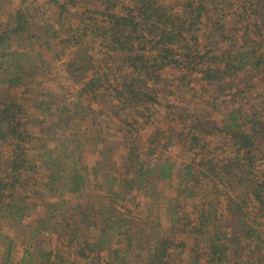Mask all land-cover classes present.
Masks as SVG:
<instances>
[{
  "label": "trees",
  "instance_id": "1",
  "mask_svg": "<svg viewBox=\"0 0 264 264\" xmlns=\"http://www.w3.org/2000/svg\"><path fill=\"white\" fill-rule=\"evenodd\" d=\"M62 1L0 0V264H264V0Z\"/></svg>",
  "mask_w": 264,
  "mask_h": 264
},
{
  "label": "rangeland",
  "instance_id": "2",
  "mask_svg": "<svg viewBox=\"0 0 264 264\" xmlns=\"http://www.w3.org/2000/svg\"><path fill=\"white\" fill-rule=\"evenodd\" d=\"M13 1L14 2H13L12 8H14L15 6H17V4H19V2H18L19 0H13ZM63 2H65V1H62L61 0V3H63ZM164 2H167L168 3L167 7L175 8V10H177V7H176V2L177 1L176 0H164ZM37 5H40L42 10H45L48 7L51 6L50 0H37ZM91 7H93V9H100V7L103 8L101 6L100 2H97V1H92L91 2ZM68 8H69V11L68 12H70V13H68L67 15H69V17L66 18V19H64V23L66 24V27H68L70 25H76L75 24L76 19L73 16L74 15L77 16V13L79 14V12H81V10L80 11H77L78 9L73 8L71 5L68 6ZM76 11H77V13H75ZM67 56H68V53L65 56V58H67L69 60V58L72 55L70 57H67ZM65 58H63V59H65ZM52 68H53L51 70V75L52 76L59 77V74L60 73H63V64H61L60 62L53 63L52 64ZM174 75H175V71L169 70V71H166L165 72L166 78H168V77L169 78H171V77L173 78ZM72 83H73V81H69L67 83V86H69L70 88H73V89H75L77 86H80L79 83H75L76 86H74ZM223 85H226V83H223ZM260 86H263V85L258 84V87H260ZM191 88L193 89L192 91L189 88L188 89H185V90H182V91L179 90V92L181 93V95L183 94V96H185L184 99H190L193 94L198 93L199 94V98H200L199 100L200 101L205 100V99L206 100H208V99L209 100H212L211 94L216 98V97H218V93L220 91L219 90L220 89L219 87H216L215 86V87L211 88L206 83H200V82L198 84H195V83L192 84L191 85ZM219 96H221V95L219 94ZM256 103L258 105H260L258 103V101H256ZM204 124H207V125L204 126L203 128L210 129L209 127H211V124L209 122H206ZM151 132H152V130L151 129L150 130L148 129V131H146L143 136L144 137H147L148 134H151ZM214 152H215V149H214ZM216 152L219 153L220 151L218 150ZM171 154L173 155V156H171L172 159L175 160V161H178L179 159L182 158V151H181V148L179 147V144L175 148H173V150L171 151ZM91 158L92 157L89 156V159L90 160H91ZM35 214L37 215L36 217H40L39 215H41V213H39V212H37ZM0 226H1V224H0ZM2 232H5V235L8 234V233H10V232H7V231L3 230L2 228H0V233H2ZM13 237L15 238V243H16V244H14L15 245L14 247H16L15 248L16 251H15V254H14L15 255L14 264H19V261L22 258V250H23L22 248L23 247L20 245V242L18 241V239H16L15 235H13ZM1 245H0V250H1ZM63 258L65 259L64 260L65 261L64 264L70 263L71 260L73 261L75 259L70 254H64Z\"/></svg>",
  "mask_w": 264,
  "mask_h": 264
}]
</instances>
